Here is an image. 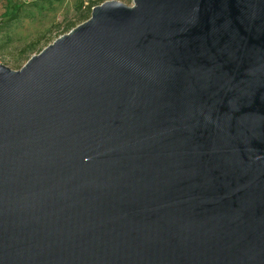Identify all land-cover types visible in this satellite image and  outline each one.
Returning a JSON list of instances; mask_svg holds the SVG:
<instances>
[{"label": "water", "instance_id": "obj_1", "mask_svg": "<svg viewBox=\"0 0 264 264\" xmlns=\"http://www.w3.org/2000/svg\"><path fill=\"white\" fill-rule=\"evenodd\" d=\"M132 2L0 63V264H264V0Z\"/></svg>", "mask_w": 264, "mask_h": 264}, {"label": "rangeland", "instance_id": "obj_2", "mask_svg": "<svg viewBox=\"0 0 264 264\" xmlns=\"http://www.w3.org/2000/svg\"><path fill=\"white\" fill-rule=\"evenodd\" d=\"M21 1V0H16ZM21 7L19 18L12 21L4 20V1H0V63L18 70L27 56L37 54L48 42L61 35L63 27L73 20L78 13L80 2L86 6L89 0H39V5L28 4ZM101 4L109 0H93ZM131 6L132 0H117ZM22 2V1H21ZM32 50L30 53H27Z\"/></svg>", "mask_w": 264, "mask_h": 264}, {"label": "trees", "instance_id": "obj_3", "mask_svg": "<svg viewBox=\"0 0 264 264\" xmlns=\"http://www.w3.org/2000/svg\"><path fill=\"white\" fill-rule=\"evenodd\" d=\"M0 1H4V12H3V16H4V20L6 21H12V20H16L19 18V13L21 10V7L24 6L25 4H27V2H25L24 0L16 1V0H0ZM44 2H48L49 5H51L50 0H43ZM39 0H32L30 2H28V4H32V5H38V9H44L42 5H39ZM100 2L98 1H93V0H89V2L87 3L86 6H83V2H80V8L78 13L74 16L73 20L70 21L68 24H66L63 27V32H61V35L68 32L70 29H72L73 27H75L76 25L80 24L81 22L87 20L90 16V12L92 7L98 5ZM60 35H57V37ZM48 45V42L47 44ZM32 50H29L27 53H30ZM30 55L27 56L25 62L29 59ZM24 62V63H25ZM21 66H19V68H21Z\"/></svg>", "mask_w": 264, "mask_h": 264}]
</instances>
